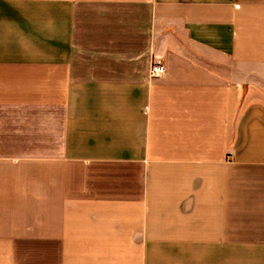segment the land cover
<instances>
[{"label":"crops","instance_id":"0c3cea01","mask_svg":"<svg viewBox=\"0 0 264 264\" xmlns=\"http://www.w3.org/2000/svg\"><path fill=\"white\" fill-rule=\"evenodd\" d=\"M0 264H264V0H0Z\"/></svg>","mask_w":264,"mask_h":264},{"label":"built area","instance_id":"2783aa9c","mask_svg":"<svg viewBox=\"0 0 264 264\" xmlns=\"http://www.w3.org/2000/svg\"><path fill=\"white\" fill-rule=\"evenodd\" d=\"M166 74V67L161 62L153 64L150 72L151 78H160Z\"/></svg>","mask_w":264,"mask_h":264}]
</instances>
